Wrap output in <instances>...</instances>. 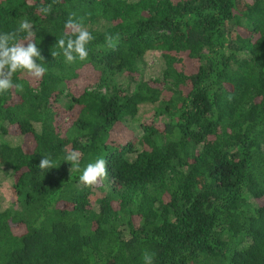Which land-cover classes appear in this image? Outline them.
Segmentation results:
<instances>
[{
    "label": "trees",
    "instance_id": "1",
    "mask_svg": "<svg viewBox=\"0 0 264 264\" xmlns=\"http://www.w3.org/2000/svg\"><path fill=\"white\" fill-rule=\"evenodd\" d=\"M24 19L47 72L0 93V264H264V0H0V32ZM69 19L83 62L52 56Z\"/></svg>",
    "mask_w": 264,
    "mask_h": 264
},
{
    "label": "clouds",
    "instance_id": "2",
    "mask_svg": "<svg viewBox=\"0 0 264 264\" xmlns=\"http://www.w3.org/2000/svg\"><path fill=\"white\" fill-rule=\"evenodd\" d=\"M39 11L47 14L50 9L41 7ZM65 29L69 34L57 40L55 47L59 51L52 52V56L62 54L68 64L85 61L89 56L88 45L93 40L92 34L72 19L66 22ZM37 32L33 22L28 19L21 21L13 32H0V93L13 88L22 90V85L13 79L18 72L37 80L47 72L41 50L37 46ZM108 39L111 40V37ZM64 161L70 164L71 169L80 172L78 179L85 186L98 185L107 176L106 160L102 157L87 163L81 169V153L72 150L66 153ZM38 167L41 170L55 168L54 162L47 157H42ZM142 260L143 264H154V253L145 251Z\"/></svg>",
    "mask_w": 264,
    "mask_h": 264
},
{
    "label": "rangeland",
    "instance_id": "3",
    "mask_svg": "<svg viewBox=\"0 0 264 264\" xmlns=\"http://www.w3.org/2000/svg\"><path fill=\"white\" fill-rule=\"evenodd\" d=\"M147 58V71L155 72L157 71L159 67V63H156L157 56L155 54H149ZM93 75L90 71L84 70V72L81 74V76L78 78L77 81L74 82V84H70V91L72 93H78L79 91L82 90L84 86H89L93 82L91 81V78H93ZM70 118H67L65 122H68ZM15 141H21L20 138L14 139ZM25 146L28 145L26 144ZM0 209H6L7 207L12 206L14 202V197L12 195V190H11V182L10 179L8 178V174L3 172L2 170L0 171ZM106 191H108V188H105Z\"/></svg>",
    "mask_w": 264,
    "mask_h": 264
}]
</instances>
